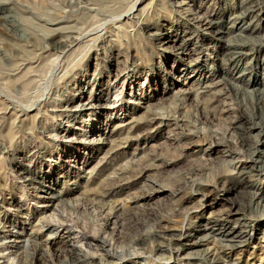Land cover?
<instances>
[{
	"label": "rangeland",
	"instance_id": "1",
	"mask_svg": "<svg viewBox=\"0 0 264 264\" xmlns=\"http://www.w3.org/2000/svg\"><path fill=\"white\" fill-rule=\"evenodd\" d=\"M252 7L244 21L258 26L256 49L237 83L250 81L249 90L253 76L264 81V0H0V264H33L32 242L45 259L34 264H71L62 251L72 249L95 264H264V204L255 197L264 175L236 178L253 158L243 140L260 150L264 100L203 87L219 59L233 61L196 24L216 19L227 31ZM68 31L75 42L54 52L51 41ZM50 189L58 200L38 195ZM107 216L115 218L104 226ZM240 224L246 241L226 249L218 234ZM157 230L164 238L152 241ZM86 232L106 249L87 245Z\"/></svg>",
	"mask_w": 264,
	"mask_h": 264
},
{
	"label": "bare ground",
	"instance_id": "2",
	"mask_svg": "<svg viewBox=\"0 0 264 264\" xmlns=\"http://www.w3.org/2000/svg\"><path fill=\"white\" fill-rule=\"evenodd\" d=\"M178 3V2H177ZM183 2H179L178 6H182ZM250 6V5H249ZM255 6V5H254ZM178 7V8H179ZM134 8V6H133ZM132 8V10H133ZM143 8V7H142ZM256 8V7H255ZM188 11V10H187ZM190 11V10H189ZM262 11V10H261ZM186 12V11H185ZM240 13L233 17V23L232 25L229 27V30H224L223 28V21H217L216 19H203L201 20H196L197 21V25L199 28V33L201 32V34H203V39H207V37H210L208 35H211L213 38H216L218 41H223V44H221V49L223 50L224 55L228 57V59L230 61H233V63L228 66V64H224L222 59L220 60V64L223 65L221 66L216 72L215 74L213 73V75H210L209 80L208 81H204V88H208L211 86H216V85H220L224 86L226 89V95L228 96H233V97H237L239 94H243L246 92H254L255 97H257V100L259 101H263L264 100V81L260 82V80L256 79V77H252L253 74H251L248 78L247 81H249V79L252 77V82H253V88L252 89H248V86L251 85L250 81L245 83V87L243 86H238L237 83H244V81H246V76H248L249 70H251V66L250 67H246V65L244 67L240 66V62L242 61V59L244 58V56L248 55V53H250V51H254L256 48H253V44L251 43V41H256L257 39H255V37L253 36V34L255 33V30L257 29L258 26L255 25V27H253V21H249L247 24H245V19L247 18L248 15H250L251 13L255 12V9L252 8H248L245 9L243 11H239ZM142 13V9H139L138 11L136 10V14H141ZM188 13V12H187ZM10 14V13H9ZM136 17V16H135ZM222 18V17H221ZM220 18V19H221ZM228 21V20H227ZM243 23V25L241 26H237L239 23ZM226 25V24H225ZM19 31V30H18ZM198 31V30H197ZM16 32V31H15ZM207 32V33H206ZM234 33L235 35L233 37V39H223L225 35H227L228 33ZM256 36V35H255ZM202 39V40H203ZM255 39V40H254ZM76 38L74 36V33L72 31H68L66 35H58L56 36L52 41H51V49L58 53V52H62L64 51L67 47L69 48V45L73 44V42H75ZM164 40V39H163ZM191 40V37H187L186 39H184L182 42H185ZM225 40V41H224ZM261 40V39H260ZM166 41L169 43L170 40L168 38H166ZM206 41V40H205ZM50 42V41H49ZM256 45V42H254ZM252 44V47H251ZM184 45V44H183ZM254 45V46H255ZM261 45V44H260ZM196 47V46H195ZM258 47V46H257ZM193 49L191 48V53L193 54ZM196 49V48H195ZM199 52V51H198ZM248 52V53H247ZM197 53V52H196ZM223 55V54H222ZM217 57V56H216ZM226 57V58H227ZM230 57V58H229ZM250 61H248L249 63ZM196 63V64H194ZM247 63V62H246ZM193 64L196 68L197 60L193 59ZM192 64L189 65V67H185V71L188 72V69H192L193 66H191ZM249 66V65H248ZM264 66V65H263ZM264 70V69H263ZM193 71H195V69H193ZM176 72V71H175ZM264 72V71H263ZM262 72V73H263ZM178 73V72H177ZM181 73V72H180ZM261 74V73H260ZM187 74H184V76H186ZM263 75V74H262ZM171 76V75H170ZM169 76V77H170ZM217 76V77H216ZM264 76V75H263ZM172 77V76H171ZM219 78L215 83L214 78ZM174 78V77H173ZM179 78V77H178ZM188 78V82H191L192 78L190 76L186 77ZM181 80V79H180ZM179 79H176L177 82L180 81ZM183 83V82H181ZM195 83V81H192L190 86H192ZM209 83V84H208ZM172 86H177L179 84H176V82L171 83ZM223 87V88H224ZM190 88V87H189ZM169 88H165V90H168ZM181 87L179 88L178 92H180ZM172 92V91H170ZM108 96V95H107ZM227 98V97H226ZM237 99V98H235ZM102 105V104H101ZM107 106V105H106ZM106 106H100V108L103 109H107ZM141 106V105H140ZM261 106V105H260ZM259 106V107H260ZM137 107V106H136ZM258 107V108H259ZM109 108V107H108ZM260 110V109H259ZM245 115V114H244ZM259 115V114H258ZM153 116V115H152ZM152 116L150 118H152ZM252 117V116H251ZM159 118V115H155L154 118H152L153 120H156ZM248 118V117H247ZM131 117H126L124 118V120L121 122L122 125L120 127L126 128L129 127L131 124L130 122ZM160 119V118H159ZM163 119V118H162ZM260 119H262V112H260ZM139 121V119H138ZM150 121V123L152 122ZM263 121V119H262ZM136 122V121H135ZM140 123V122H139ZM149 123V122H148ZM258 123H260L258 121ZM257 124V123H256ZM264 124V123H263ZM160 125H165L163 124V121L161 122ZM254 125V124H253ZM119 126V125H118ZM259 126V125H258ZM132 127V126H131ZM130 127V128H131ZM137 127V126H136ZM263 127V125H262ZM259 129L258 127H256V125L253 126V128H251L252 130H256ZM264 129V128H263ZM262 129V130H263ZM128 130V129H127ZM241 131V130H240ZM244 131V130H243ZM260 132V131H259ZM105 133V132H104ZM250 133V132H249ZM241 136L244 134H240ZM245 137V136H244ZM256 143V141H255ZM103 144V143H102ZM218 144H215L213 146V148H217ZM258 145H256V148L259 147L260 150H254L252 148V145L249 143L243 142L241 143V147L245 148L247 151L250 150V152L253 154V158H249L250 161L248 162V164L242 165L238 168V171L236 173V178H238L239 182L242 183V177L245 176V174H250L251 172H257V173H261V175H264V131L261 132V140L257 143ZM254 150V151H253ZM223 158V157H222ZM222 161V160H221ZM58 182V180L56 179L54 181V184H56ZM39 194H44L47 195V197L49 199H51V201L53 200H58L60 198V192L54 193L52 192V189L50 190H40ZM256 194V193H255ZM256 200L258 202H261L264 204V194L260 193V194H256ZM252 199V198H251ZM62 202V201H61ZM251 203V202H250ZM251 205V204H250ZM238 211V210H237ZM115 218V217H105V223L104 226H106L108 223H112L111 220ZM114 224V222H113ZM217 223L216 222H211V221H207L205 222V227L203 229H207V230H211L213 231V228L216 227ZM242 224L239 225V230L236 231L234 229H230L228 231L225 232H220L218 235L221 236L226 242H228V245H225V247H227L226 249L229 250H234L237 249L239 247H242V245L244 244V242L246 241V236H247V232L244 229H241ZM246 229V228H245ZM162 230V229H161ZM199 230V229H198ZM206 230V231H207ZM154 231V230H153ZM163 232V231H162ZM160 232V230H157L155 232H153L150 235V239L152 241H156L158 239H162L164 238V234ZM87 233V232H86ZM99 233V232H98ZM151 233V232H150ZM209 233L204 234V236L201 238V240H197L194 241L193 244L195 245H199V243L201 241H203L204 239L207 238V236ZM190 235V234H189ZM203 235V234H202ZM166 236V235H165ZM213 236V235H212ZM83 238L85 240H87V245L92 242H94L95 246L100 248L101 250H104L105 248V244H108V242H106L103 238L98 237L97 233H90V235L87 233L83 235ZM220 240V239H219ZM217 241V238H216ZM147 243V239L146 238H141L137 241V245L143 247L144 245H146ZM31 248H32V260H34L33 264L35 262L39 263L43 259V248L36 243L31 244ZM106 249V248H105ZM161 251L164 250L162 248V246H158L157 249H155V251ZM66 256L69 257L70 263L71 264H95L94 258L90 257V256H86V254H84L81 250H66V251H62ZM105 253L107 256L105 257H109V258H116V253H111L109 254V252L107 250H105ZM193 256V255H192ZM191 256V257H192ZM190 259V258H189ZM50 260V259H49ZM32 262V261H31ZM43 263V262H42ZM98 264H102L101 259H98L97 261ZM108 263V262H107ZM213 263L217 264L218 261H213Z\"/></svg>",
	"mask_w": 264,
	"mask_h": 264
}]
</instances>
